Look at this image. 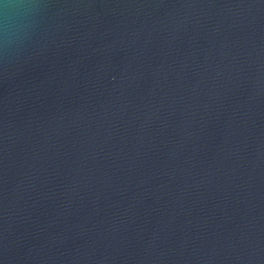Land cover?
<instances>
[{
	"label": "water",
	"instance_id": "95a60500",
	"mask_svg": "<svg viewBox=\"0 0 264 264\" xmlns=\"http://www.w3.org/2000/svg\"><path fill=\"white\" fill-rule=\"evenodd\" d=\"M0 264H264V0H0Z\"/></svg>",
	"mask_w": 264,
	"mask_h": 264
}]
</instances>
